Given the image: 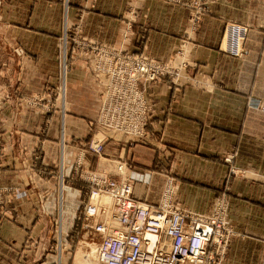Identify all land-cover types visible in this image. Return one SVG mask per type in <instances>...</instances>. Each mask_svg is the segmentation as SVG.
<instances>
[{
  "label": "crops",
  "instance_id": "obj_1",
  "mask_svg": "<svg viewBox=\"0 0 264 264\" xmlns=\"http://www.w3.org/2000/svg\"><path fill=\"white\" fill-rule=\"evenodd\" d=\"M201 7L194 18L174 0H0V264H68L70 251L62 259L49 248L59 227L60 242L73 245L95 174L132 178L149 203L172 178L175 202L202 214L225 193L234 235L221 264H264V0ZM70 26L79 31L66 36ZM96 45L184 64L176 81L145 91L149 143L110 137L101 153L89 149L101 133ZM62 67L63 98L39 103L54 109L27 105L25 95L61 88Z\"/></svg>",
  "mask_w": 264,
  "mask_h": 264
},
{
  "label": "built area",
  "instance_id": "obj_2",
  "mask_svg": "<svg viewBox=\"0 0 264 264\" xmlns=\"http://www.w3.org/2000/svg\"><path fill=\"white\" fill-rule=\"evenodd\" d=\"M193 4L196 9L193 16L197 18L202 12L201 2ZM78 31L76 26V32L71 31V34ZM243 34L244 29L228 34L229 50H234L232 40L236 42ZM89 61L99 81V76H103L98 118L103 139L111 137L109 132H117L135 141L149 137L144 128L150 106L142 87L166 77L176 81L180 68L173 69L168 63L140 54L109 52L101 48H94ZM101 141L92 140L89 149L101 153ZM1 149L0 144V158ZM230 158L225 160L229 162ZM124 168V163H120L117 171L123 174ZM88 181L92 186L83 201L78 229L81 235L76 242L77 247L83 249L81 256L85 263L221 264L234 235L227 221L228 198L225 193L216 198L211 213L202 214L175 202L176 189L172 178L165 179L157 203L137 197L132 178L118 181L95 174ZM7 202L0 189V219L6 215L4 207ZM57 242L61 247V242Z\"/></svg>",
  "mask_w": 264,
  "mask_h": 264
},
{
  "label": "rangeland",
  "instance_id": "obj_3",
  "mask_svg": "<svg viewBox=\"0 0 264 264\" xmlns=\"http://www.w3.org/2000/svg\"><path fill=\"white\" fill-rule=\"evenodd\" d=\"M174 2L176 3V4H180V5H182V6H185V7H190V8H193V13H192V16H193V14L195 13V11H196V9L193 7L194 6V4H193V2H197V3H199V2H201V0H174ZM192 4V5H191ZM67 29L65 30V34H71V31H73V33L74 32H76V26H70V27H66ZM93 48H100L98 45H96V46H94ZM64 50H65V46H64ZM110 50H112V51H116V50H114V49H110ZM66 51H64V53H65ZM126 53H129V52H126ZM67 54V53H66ZM140 55H142V54H140ZM143 56V55H142ZM145 57V56H144ZM147 58V57H146ZM182 64H179L178 66H175V65H172L171 64V67L173 68V69H178V68H180V72H179V74L181 75V69H182V66H181ZM65 67V66H64ZM64 67H62V73H61V76H59V79H60V81H61V88H57V89H52V88H48V89H44L42 92H40V93H34V94H27V95H25L26 97H27V99H28V101H26L27 102V105H29L30 104V106H31V108L32 109H39V108H41V110L42 111H44V112H50L51 110H53L54 109V107L56 106L53 102H49V103H47L46 105L43 103L42 105H41V107H40V104L39 103H41L42 102V100H44V96L46 95H49L52 99L53 98H55V97H57V99L59 98V96L61 95V97L63 98V96H64V84H65V74H66V71H65V68ZM96 75V74H95ZM99 77H101V80L99 81V78H97L96 80H98V81H96L97 83L99 82L101 85H102V87H103V76H99ZM172 79V78H171ZM163 80V79H162ZM150 83H152V82H150ZM149 83V84H150ZM149 84H147V86L145 87V88H143L142 87V92H143V94H144V98H145V100H146V90H147V87H148V85ZM61 89V90H60ZM102 91H103V89H102ZM102 91H101V93H102ZM101 93H100V95H101ZM25 97V98H26ZM147 102V101H146ZM148 109V108H147ZM150 111V109H148V112ZM99 118V117H98ZM148 122V121H147ZM98 123H99V125H100V127H101V123L98 121ZM147 125V124H146ZM145 128H146V126H145ZM144 128V129H145ZM101 130V129H100ZM99 130V131H100ZM103 131V130H102ZM102 131H101V133H100V135L99 136H97L96 137V139L95 140H97V139H100V140H103V137H102ZM147 134V133H146ZM108 135L109 136H111V138H118V139H121V140H127V141H134V138L133 139H128L127 137H125V136H122V135H119L117 132H115V133H111V132H109L108 133ZM148 135V134H147ZM149 136V135H148ZM108 139H110V138H108ZM149 140H150V138L149 137H144L143 138V142H146V143H149ZM228 158H230V156H227ZM227 157H225V158H227ZM225 158H224V160H225ZM231 159V158H230ZM232 160V159H231ZM230 160V161H231ZM226 161V160H225ZM229 161V162H230ZM118 165V164H117ZM80 170V169H79ZM236 169L234 168V167H231V169H230V174L231 175H233V174H235L236 173ZM80 171L77 173V176L79 177L80 176ZM0 189H1V192L3 193L4 192V189L0 186ZM4 210H5V207H4ZM75 221L77 222V219H75ZM74 221V219L72 220V223H74V225H73V232L72 233H70L71 234V236H72V239H73V245H69L70 244V242H68V244L66 245V244H62L63 242H61V247H59V245H58V242H57V240L58 241H60L61 240V235H62V233L60 232V227H59V229H58V237L56 238V237H54V242H55V244L54 245H52V247H50L49 248V251H54L55 253H57V252H59L58 254L60 255V256H62V259L63 258H65L66 257V255L65 254H67L66 253V251L67 252H69L70 251V256H69V259H67V263L68 264H76V262L77 261H82V253H81V251L83 250V249H81L80 248V246H78L77 247V245H76V242L78 241V239H80V235H79V232L78 231H76V225H77V223ZM61 234V235H60ZM64 245V246H63ZM70 246V247H69ZM77 247V248H76ZM66 248V249H65ZM76 250H77V253H76ZM41 251H43V250H41ZM39 255V254H38ZM37 255V256H38ZM41 257H43V254L41 253ZM80 258V260H78L77 258ZM77 259V260H76Z\"/></svg>",
  "mask_w": 264,
  "mask_h": 264
},
{
  "label": "bare ground",
  "instance_id": "obj_4",
  "mask_svg": "<svg viewBox=\"0 0 264 264\" xmlns=\"http://www.w3.org/2000/svg\"><path fill=\"white\" fill-rule=\"evenodd\" d=\"M94 140H95V139H94ZM77 259L80 260L79 257H78ZM77 259H76V260H77ZM83 262H84V260H83V261H77L76 264H84L85 262H84V263H83ZM85 264H95V263H92L91 261H89V263H85Z\"/></svg>",
  "mask_w": 264,
  "mask_h": 264
}]
</instances>
